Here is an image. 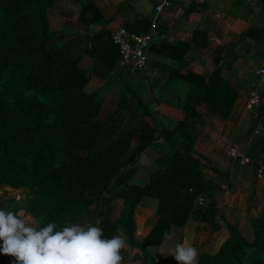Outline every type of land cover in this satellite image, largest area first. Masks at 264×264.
<instances>
[{
	"label": "trees",
	"instance_id": "16d2710c",
	"mask_svg": "<svg viewBox=\"0 0 264 264\" xmlns=\"http://www.w3.org/2000/svg\"><path fill=\"white\" fill-rule=\"evenodd\" d=\"M60 1L0 0V188L29 190L33 194L30 213L36 223L43 226L56 222L58 228L76 223L93 207L102 217L113 202L122 200L116 222L101 227L104 235L125 232L127 247L138 252L147 264H156L152 249L164 244L165 232L185 227L199 199L211 193L206 168L222 177L229 175L225 163L195 154L201 117L196 102L203 100L228 119L238 94L222 76V68H217L209 79L177 72L173 81L188 84L186 92L178 88L173 94L145 99L132 87L133 80L124 84L115 76L121 54L106 28L95 36L92 69H84L83 56L73 58L63 47L49 45L56 36L49 10ZM254 1L264 9V0ZM102 19L93 3L83 5L79 21L91 26ZM151 25V20L143 16L126 29L144 35ZM259 34L251 27L242 36L256 39ZM162 45L161 49L169 48L166 43ZM189 49V45L174 44L172 59L182 60ZM92 74L101 79L114 75L130 104L143 119L151 121L152 128L138 142L139 127L118 133L122 112L100 118L103 92L86 91ZM150 103L176 107L184 118L179 121L162 116L158 122ZM249 116H258L262 126L246 153L256 161L264 153V104ZM147 149L161 157L148 182H134ZM145 199L157 201V219L141 241L136 216ZM200 220L209 223L214 233L225 229L229 236L217 253L202 254L199 264H264V212L250 221L249 236L219 216L211 202Z\"/></svg>",
	"mask_w": 264,
	"mask_h": 264
},
{
	"label": "crops",
	"instance_id": "0c3cea01",
	"mask_svg": "<svg viewBox=\"0 0 264 264\" xmlns=\"http://www.w3.org/2000/svg\"><path fill=\"white\" fill-rule=\"evenodd\" d=\"M164 1L169 6L163 8L158 16L154 42L148 50L149 68L144 73L130 72L117 61L114 74L120 83L133 80L132 87L143 98L158 94H173L180 88L183 92L188 84L174 82L178 73L192 72L209 79L217 68H222V76L238 94L237 101L228 119H224L203 100L196 102L201 117L197 128L198 144L196 156H208L225 163L228 177H222L211 170H205L206 180L212 191L195 206L188 224L175 228L174 239L166 240L157 249H152L156 264H177L173 257L175 244L183 242L204 253L219 251L229 233L224 229L214 233L209 223L200 218L207 203L211 202L218 215L236 226L245 236L250 234V221L259 218L264 212V176L258 177L253 167L242 164L231 155L237 147L241 154L247 153L251 143L261 134L262 126L258 116L252 117L249 130L245 125L249 113L259 104H264V83L259 71L264 69V9L260 10L254 0H62L49 10V20L56 36L50 46H61L73 58L83 56L82 67L91 70L95 63L92 46L95 36L103 29L111 34L125 30L141 17L154 19L156 8ZM86 2H91L102 16L95 25L88 26L79 21L81 10ZM260 31L256 39L243 37L249 28ZM198 34V36H196ZM189 45L190 49L181 60L172 59V46L176 43ZM169 48L161 49L162 44ZM157 70V73L155 72ZM101 79L94 74L86 87L88 93L103 92L104 103L100 118L106 119L112 112H122L123 119L118 133L124 134L139 127L136 142L152 128L149 119H143L128 100L122 86L114 75ZM177 81V80H176ZM151 110L162 116L183 120L180 109L165 103H150ZM244 129V130H243ZM257 135V136H256ZM235 138H238L235 141ZM160 155L147 149L141 156L134 182H148ZM33 194L27 189L0 188V208L22 211L26 219L36 225L30 213ZM123 208V201L116 200L107 213L99 217L98 210L81 215L76 223L97 224L102 227L116 222ZM157 201L145 199L137 209V237L144 240L153 229ZM218 223L223 220L218 217ZM116 233L105 236L110 239ZM121 264H147L144 258L128 247L122 251ZM0 264H14L11 256L0 253Z\"/></svg>",
	"mask_w": 264,
	"mask_h": 264
},
{
	"label": "clouds",
	"instance_id": "9594fccd",
	"mask_svg": "<svg viewBox=\"0 0 264 264\" xmlns=\"http://www.w3.org/2000/svg\"><path fill=\"white\" fill-rule=\"evenodd\" d=\"M97 224L70 223L58 228L56 222L34 225L22 211L0 208V253L13 258L14 264H121L127 248V234L117 232L105 238ZM165 232L164 239H174ZM177 264H199L200 251L183 242L175 244Z\"/></svg>",
	"mask_w": 264,
	"mask_h": 264
},
{
	"label": "built area",
	"instance_id": "2783aa9c",
	"mask_svg": "<svg viewBox=\"0 0 264 264\" xmlns=\"http://www.w3.org/2000/svg\"><path fill=\"white\" fill-rule=\"evenodd\" d=\"M169 6L167 1H164L156 8V15L152 20L151 29L144 35L131 34L125 30H120L113 34V42L120 49V62L122 66L132 72L144 73L149 68L148 50L154 42L155 31L157 30V20L163 8ZM157 73V70H155ZM264 83V69L259 71ZM231 155L235 160H240L242 164H247L255 167V172L258 177L264 176V153L256 161L249 159L245 154H241L235 147ZM253 167V168H254Z\"/></svg>",
	"mask_w": 264,
	"mask_h": 264
},
{
	"label": "rangeland",
	"instance_id": "374dc122",
	"mask_svg": "<svg viewBox=\"0 0 264 264\" xmlns=\"http://www.w3.org/2000/svg\"><path fill=\"white\" fill-rule=\"evenodd\" d=\"M248 119H251V117L250 116H248V118H247V122H246V124L245 125H247L248 127L246 128V129H248L249 130V127H250V124H251V122H250V120H248ZM244 130V129H243ZM257 136V135H256ZM238 140V138H236L235 139V141H237ZM153 166H155V163L153 162V164H152ZM250 167L252 168V167H254V166H251L250 165ZM254 170H255V167L253 168ZM206 170L208 171L209 169L208 168H206ZM207 171H206V174H207ZM202 199V197L199 199V201ZM198 201V202H199Z\"/></svg>",
	"mask_w": 264,
	"mask_h": 264
}]
</instances>
